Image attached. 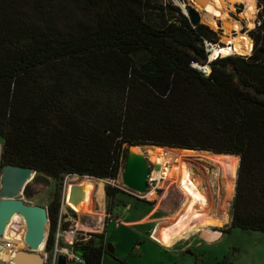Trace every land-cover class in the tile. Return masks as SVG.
Here are the masks:
<instances>
[{
  "label": "trees",
  "instance_id": "1",
  "mask_svg": "<svg viewBox=\"0 0 264 264\" xmlns=\"http://www.w3.org/2000/svg\"><path fill=\"white\" fill-rule=\"evenodd\" d=\"M255 2L249 53L207 61L216 32L169 1L0 0V165L45 174L54 194L64 175L103 180L112 218L125 206L117 195L132 196L115 186L129 145L237 156L218 230L264 232V0ZM59 210L52 198L47 253ZM104 231L73 244L84 264L111 254Z\"/></svg>",
  "mask_w": 264,
  "mask_h": 264
},
{
  "label": "rangeland",
  "instance_id": "2",
  "mask_svg": "<svg viewBox=\"0 0 264 264\" xmlns=\"http://www.w3.org/2000/svg\"><path fill=\"white\" fill-rule=\"evenodd\" d=\"M165 1L177 5L187 16L188 10L193 8L199 16V21L216 32L217 40L215 43L221 47L226 44L228 46L234 37V43L238 39L241 41V38L247 39V42L250 43L246 31L253 27V20L258 11L255 0H240L234 4L229 3L230 1L218 0L223 6L220 10L222 17L213 16L208 11H204L203 6L196 0ZM194 3L201 9H196ZM237 3L239 4V11L235 5ZM244 50L247 52H238L241 55H247L249 48ZM170 149L169 147L150 145L136 147V151L144 156L149 166L148 175L154 178L156 188L154 192H149L152 193L151 195L146 192L144 198H138V200L134 196L119 193L117 197L122 199L125 206H121V219L117 221L114 220L117 218L115 211L120 206H114L112 218H107L103 192V184L106 182L99 179L69 176L54 194V189L56 190L58 187L55 181L51 178L46 180L44 177H37L27 186L28 194L22 195V198L30 204H38L44 207L52 198H57L60 205L64 200L63 206L67 213L62 210L65 214V216L62 215V219L65 217L62 222L66 228L74 225V222H71L68 217L70 215L72 218L74 217L75 221H78V229L87 234L98 233L105 229L106 243L112 248V253L105 254L101 264H264V232L234 228L210 241L198 240L195 237L189 238L186 251L180 250L181 242H178L176 247L171 250L165 251L156 244V241H150L151 238H147L145 231L142 233V226L121 223L122 220L140 217L146 212L152 213V208L141 200L157 201L163 206L166 205L171 209L170 211L175 212L173 214L177 215L174 222L180 216L182 217L176 225L169 228H165L167 223H160V229L156 227L152 230L151 236L163 242L165 246H169L171 242L165 240V236H173L188 226L190 220L198 223L203 219L200 215L191 216L193 215L194 204L202 200V196L198 194L199 189L205 193L206 197L203 200H206L207 204L205 205H208L203 213H210L213 216L215 214L214 217H225L227 214L238 159L229 155L226 157L218 155L221 156L222 161L213 162L206 158L207 153H209L207 151L192 150L197 154L189 157L181 152L171 155L173 153H170ZM202 153H205V156H202ZM183 166H189L190 171ZM120 173L115 184L121 187L123 185L120 181ZM75 196L77 197L76 200ZM212 203H216L215 212L212 209L214 206H210ZM126 204L129 205L126 207ZM20 219L22 220L19 216V219L16 220L18 225L14 226V229L23 231ZM198 229L200 227L196 226L191 231ZM137 234L140 235V244L133 240V236L135 237ZM18 239L20 240V238Z\"/></svg>",
  "mask_w": 264,
  "mask_h": 264
},
{
  "label": "water",
  "instance_id": "3",
  "mask_svg": "<svg viewBox=\"0 0 264 264\" xmlns=\"http://www.w3.org/2000/svg\"><path fill=\"white\" fill-rule=\"evenodd\" d=\"M204 6V0H196ZM188 17L192 23L199 21L197 12L190 8ZM139 145H129L126 150L123 168L120 173L121 184L137 193L147 189V175L149 166L144 156L136 151ZM49 177L31 168L11 164L0 165V236L6 223L13 214H18L24 222L22 233V247L14 248L10 261L13 264H42L43 254L40 250L45 239L48 216L46 207L26 202L22 195L28 194L26 188L35 178ZM63 212L67 210L63 208ZM105 250L112 253L107 243ZM56 264H65L63 255L57 257Z\"/></svg>",
  "mask_w": 264,
  "mask_h": 264
},
{
  "label": "built area",
  "instance_id": "4",
  "mask_svg": "<svg viewBox=\"0 0 264 264\" xmlns=\"http://www.w3.org/2000/svg\"><path fill=\"white\" fill-rule=\"evenodd\" d=\"M254 25H255V21L253 20V26ZM213 47L215 48V47H220V46L218 45V43H213V44H211L209 42L205 43V50L207 52V61H210V60L214 59L215 57H217V54L213 55L211 57V49ZM250 48H251V42L249 43V51H250ZM194 66L204 74H206L208 72V67L206 65L199 66V65L194 64ZM0 153H1V144H0ZM69 176H77V175H64V177L62 179V183H61L62 185L64 184L65 179H67ZM78 177H86V176H78ZM86 178H88V177H86ZM89 179H92V178H89ZM154 181H155L154 178H151V176L147 175V189L143 193H137V192L130 190V189L123 187V186H121V187L118 186V187L123 189L125 192H128L132 196L140 199L142 197L144 198L146 192H147V194L150 191L154 192V189L156 188V184H154ZM66 190L63 193L64 196L66 194L65 193ZM63 202H64V200H63ZM63 202L60 205V210L58 212L55 228L53 231V238H54L53 247H52L50 253H47L44 251V249H43L44 248V242L42 243V246L40 248V250L43 254L42 264H56L57 257L59 255L64 256L65 264H84V259L82 258V256L73 250V244L76 243L77 241L86 240L89 237V234L85 233L82 230H79L77 227L78 221L77 220L75 221L74 217L72 218V216H70V215L68 217L70 218L71 222L72 221L74 222V225L72 227L69 226L67 228L64 226V223L62 222L65 219V217H64L65 214L62 212ZM62 215H64L63 216L64 219H62ZM46 227H47L46 228V234H47L48 224ZM46 234H45V237H46ZM19 241L20 242H17L16 246L14 247V242H15L14 237H9V235L5 236V234H2L0 236V264H13L10 261L12 251L14 250V248L19 247V243L23 246L22 239ZM44 241H45V239H44ZM2 251H7L6 258H3L1 256Z\"/></svg>",
  "mask_w": 264,
  "mask_h": 264
},
{
  "label": "crops",
  "instance_id": "5",
  "mask_svg": "<svg viewBox=\"0 0 264 264\" xmlns=\"http://www.w3.org/2000/svg\"><path fill=\"white\" fill-rule=\"evenodd\" d=\"M214 155V154H211ZM217 156V155H214ZM224 156V155H221ZM228 156V155H226ZM225 156V157H226ZM231 156V155H229ZM234 157V156H233ZM235 159H238L237 156H235ZM71 192V191H70ZM233 192V189H232ZM101 193V191H100ZM102 194V193H101ZM232 195V193H231ZM230 195V197H231ZM229 197V200H230ZM76 196H75V200H76ZM224 198V197H223ZM147 204V203H145ZM207 204V202L205 203ZM203 205V204H194V210L192 211L193 215H197V216H201L203 217V219L201 220V222H195V221H191L190 220V224H188V226H186L185 228H183L182 230H179L178 232H176L173 236H165V240H168V242L170 241V245L169 246H165L163 244V242H161L160 240H156L151 236V232L152 230H154L156 227L160 228V223H167L165 228H169L172 227L173 225H176L179 222V219L177 221L174 222V219L177 215L173 214L175 212L172 213V215H169L168 213H163L160 212L156 207L154 206H150L148 205L150 208H152V213L148 214V212H146L145 214H143L140 217H134L131 218L129 220H122V224L124 225H137V226H142V233L145 231V234H147V238H151L150 241L155 242L156 244L159 245L162 249H164L165 251L167 250H171L172 248L176 247V244H178V242H181V246H180V250H185L186 248H188V243L187 240H189V238H193L195 237V239H204V240H212L217 238L221 233L218 229L223 227L225 224L228 223L229 221V201H228V207H227V214L225 215V217H214V216L210 213H203L205 212L204 210L208 208V205ZM129 204H126V207ZM75 206H77V204H75ZM210 206H214L212 207L213 212H215V208L216 207V203H212V205ZM121 206L118 208V210H116V216L117 218L114 219L115 221L120 220L121 219V215H120V210H121ZM177 212V211H176ZM179 214V213H178ZM110 221V220H109ZM172 222H174V224H171ZM199 226L200 229L196 230V231H191L194 227ZM150 228L151 231H150ZM133 240L137 241V244H140V235L137 234V236H133ZM158 242V243H157ZM17 241L15 240L14 242V247L16 246Z\"/></svg>",
  "mask_w": 264,
  "mask_h": 264
},
{
  "label": "bare ground",
  "instance_id": "6",
  "mask_svg": "<svg viewBox=\"0 0 264 264\" xmlns=\"http://www.w3.org/2000/svg\"><path fill=\"white\" fill-rule=\"evenodd\" d=\"M226 1H228V2L230 1L229 3L234 4V3H236V2H238L240 0H226ZM205 2H206V4H205ZM221 6L222 5L220 4V2L218 0H204L203 10L204 11H208L213 16L222 17L221 16L222 13L220 11L221 10ZM194 7L196 9H201L196 3H194ZM234 39H235V37L233 38L232 42H230V45H228V46L226 45L227 47H225V46L224 47L220 46V47H215V48L213 47L211 49V57L213 55H216V54H217V56H224V55L232 54V53L233 54H240L239 52H242V53L245 52V51L247 52V50H244V49H248L249 48V45H248L249 43L247 42V39L241 38V41L238 39L239 41L237 40L235 43H234ZM169 151H170V153H173L171 155H175L174 153L181 152L182 154H184L186 156H189V157L193 156L194 154H197V153H194L195 151H190V150L170 149ZM202 154H200V155H202ZM202 156H205V153ZM206 158L209 159L210 161H213V162L222 161L221 156H218V155L214 156V155H211L209 153H207V157ZM183 168H185L186 170L190 171V167L189 166H183ZM191 171H192V169H191ZM199 190L200 191H198V194L202 196V200L198 204L199 205L200 204L204 205L206 200L204 201L203 199L206 197V195H204L205 193L201 189H199ZM151 194L152 193H149L148 195H151ZM63 208H64V206H62V209ZM17 219H19V215L18 214H13L11 216L10 220L5 225V229H4L3 234H5V236L9 235V237H14L15 240H17V242H20L18 238H20V240L22 239V233L24 231V222L21 219L19 220L22 223L23 231L14 229V226L18 225V222H16ZM158 229H160V228H158ZM19 247H22V245L20 243H19ZM1 256L3 258H6L7 251H2Z\"/></svg>",
  "mask_w": 264,
  "mask_h": 264
},
{
  "label": "flooded vegetation",
  "instance_id": "7",
  "mask_svg": "<svg viewBox=\"0 0 264 264\" xmlns=\"http://www.w3.org/2000/svg\"><path fill=\"white\" fill-rule=\"evenodd\" d=\"M63 210V209H62Z\"/></svg>",
  "mask_w": 264,
  "mask_h": 264
}]
</instances>
